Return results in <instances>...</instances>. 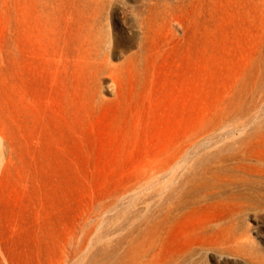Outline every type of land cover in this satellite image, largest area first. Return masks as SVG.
<instances>
[{
	"label": "rangeland",
	"instance_id": "obj_1",
	"mask_svg": "<svg viewBox=\"0 0 264 264\" xmlns=\"http://www.w3.org/2000/svg\"><path fill=\"white\" fill-rule=\"evenodd\" d=\"M0 264H264V0H0Z\"/></svg>",
	"mask_w": 264,
	"mask_h": 264
}]
</instances>
